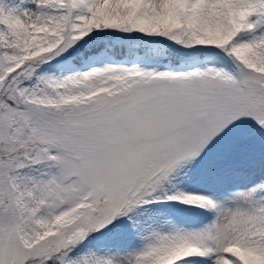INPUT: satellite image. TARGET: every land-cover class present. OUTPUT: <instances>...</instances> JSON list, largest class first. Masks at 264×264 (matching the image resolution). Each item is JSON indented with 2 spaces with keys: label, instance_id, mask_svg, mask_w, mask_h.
<instances>
[{
  "label": "snow or ice",
  "instance_id": "6c2138e0",
  "mask_svg": "<svg viewBox=\"0 0 264 264\" xmlns=\"http://www.w3.org/2000/svg\"><path fill=\"white\" fill-rule=\"evenodd\" d=\"M0 264H264V0H0Z\"/></svg>",
  "mask_w": 264,
  "mask_h": 264
}]
</instances>
